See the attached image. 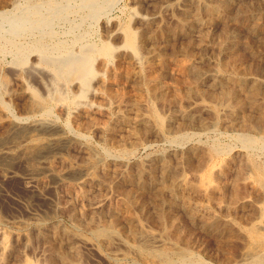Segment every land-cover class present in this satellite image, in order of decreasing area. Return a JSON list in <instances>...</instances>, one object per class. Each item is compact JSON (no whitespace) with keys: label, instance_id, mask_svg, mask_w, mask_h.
Returning a JSON list of instances; mask_svg holds the SVG:
<instances>
[{"label":"bare ground","instance_id":"bare-ground-1","mask_svg":"<svg viewBox=\"0 0 264 264\" xmlns=\"http://www.w3.org/2000/svg\"><path fill=\"white\" fill-rule=\"evenodd\" d=\"M71 1L74 2V0ZM115 1L82 0L78 1L80 3L78 8L81 11L84 10L87 16L98 18L105 13L107 15ZM186 1L191 2L190 5L188 4L190 7L186 6ZM249 1L251 2V0ZM60 2L62 3V0ZM61 3L57 0H43L42 3L39 1L36 3L33 0H24V2L23 0H0V57H5L6 54L11 55L12 68H14L17 82L20 83L23 94L27 95L28 103L26 105L27 115H25L27 117H19L7 122L5 120V117L8 116L6 110H9L10 104L5 99L3 100V96L13 92V89H8L10 86L7 81L8 76L12 73L9 75L6 73L8 78L4 74L0 75V145L14 144V148L0 149V164L6 167L7 171H4L2 175L0 186L8 177L12 178L13 175L19 173L14 172L15 170L12 171L14 168L11 170L9 166L14 159L18 161L20 158L25 159L28 164V172L24 169L27 172V178H25L27 179L25 184L27 190L32 193L36 192L41 197L47 198L48 190H53L57 184L70 179L67 186L68 199L63 206L59 204L60 198L57 203L51 196L49 199L51 202L48 206L45 205L47 207L42 217L33 216L32 220L30 218V221H26L28 216L22 223L25 232L23 231L21 236H17V233H20L17 232V235L12 236L11 239L8 234L10 231L7 234L2 232L5 227L0 231V264H86L84 262L85 253H88L90 258L110 262H120L133 256L139 264H143V262H149V264H203L202 259L190 248L189 244L191 243H183L181 221L176 217V211L180 209L196 224L213 233L216 238H220V236L222 238L225 234H229L231 239H234L233 237L237 234L242 238L241 252L236 249L240 255L238 254L239 257L234 262L230 261L232 264H264V159H260L257 155L258 150H264V101H261L264 92V79L258 74L252 75L253 71L245 72L237 66V63L230 64L227 60L225 62L223 59H219V53L229 55L236 50L240 41H245V36H241V34L243 35L241 30L249 32L255 37L263 32L264 9L251 7L250 10L241 0H175L174 4H167L162 7L163 9H160V12L170 14L171 17L170 24L165 25L162 22L165 26H159V28L161 27L159 34L163 36L178 34L181 37L187 36L188 40L182 47L175 44L180 47L178 50L177 46L175 47L174 43L170 42L169 44H172L177 51L174 49L176 52L173 53L171 50L172 53L168 54L165 51L167 47L164 50L165 47L159 45L163 37L160 36L161 40H156L157 31L153 29L156 26L151 24L159 22L158 15L161 18L162 14L149 17L137 15L136 22L140 23L138 29L133 27L132 23L123 26L115 25L110 31L108 29L109 38L100 43L99 40L98 43L89 41L85 37L89 33L85 28H83L84 32H87L85 35L79 32L81 34L73 35L70 37V41L58 40L52 27L54 18L56 16L65 18L68 13H72L71 9H74L68 2L67 5ZM231 5L236 9L230 8ZM175 6L177 12H174ZM75 11V15L78 14ZM156 11L158 10H155V14ZM147 14L149 13L147 12ZM67 20L65 19V21ZM110 23L112 24L113 21ZM151 25L154 31L151 30ZM71 27L73 28V25ZM71 27L69 25V28ZM110 28L112 27L110 26ZM212 30H216L215 33ZM216 33L217 38L212 47L219 51V53L217 52L218 57L214 59V64L212 62L213 65L207 67L205 63V67L201 64L204 62L200 61L201 57L198 54L199 51L210 48V41L215 38ZM61 34L63 36V33ZM114 34L122 38L120 46H115L109 41ZM249 39H251L250 36ZM177 41L176 43H178ZM248 41L246 45H248ZM249 42L252 44L251 41ZM179 43L181 44L180 41ZM172 45L169 46L170 49H172ZM168 51L170 50L168 49ZM244 51L240 49V52ZM205 55L206 53L204 57ZM256 55L255 57H257ZM230 56L232 55H229L228 59ZM236 59H234L235 62ZM259 59L264 60V52ZM246 66L244 65V67ZM259 67L261 66L259 65ZM37 73L45 74L44 92L34 86H29L25 81V78H28L25 75H33L34 78ZM169 76L173 79L172 83L170 80L167 82ZM206 81L210 84L209 90L202 88ZM128 83H133L135 95L132 94L133 90L128 92L131 95L122 90ZM12 88L16 90L17 86ZM129 88L126 87L127 90H130ZM191 94L197 96V101L194 98L195 101L186 106L185 98ZM159 100L162 103L170 102L169 106H173L175 102V108L170 109L174 108L173 112L169 113L170 110L167 111L168 113L161 112L156 106V102ZM247 107L251 108L252 112L247 113L246 111L249 109L245 110ZM55 108L60 109L68 126L71 122L72 126L77 128L75 130L70 128L69 131L66 125L68 132H61L59 127L57 129L54 121L57 119V115H54L56 116L54 120L50 118ZM194 109L207 111L211 114L207 123L208 129L206 128L208 131L218 130L221 119L224 120L223 117L230 126L242 127L243 130L235 137L240 143V153L236 151L235 155H237L233 154V157L232 154L230 156L233 149L231 147L209 144L211 142L208 144H205L207 142L196 143L187 147L188 150L183 155L180 154L181 157L177 156L185 164L195 159L194 162H190L193 167L190 175L188 172L191 167L185 173L179 166V160L174 164L169 153H157L156 150L157 154L151 157H147V154V158L137 159L139 156L136 158L137 147L145 139L143 137L142 140V136H140L139 126L142 129L146 128L144 131L151 130V133L160 140L169 142L171 145L183 146L191 140L193 133L177 132L179 130L176 129V131H171L174 130L171 128L174 127V121L180 118H182V126L188 124L189 119L193 120L197 114L193 112ZM97 114H104L107 120L100 121L101 118L100 116L98 118ZM38 115L39 118L36 117ZM102 119L104 118L102 117ZM116 124L128 127V132H123L127 135L123 136L124 140L119 143L122 145L116 150H106L105 148L99 150L88 142H83L88 135L80 132V129L89 127L114 131ZM178 124L181 125L180 122ZM127 127L124 128L127 129ZM118 129L120 130V128ZM144 131L141 135L147 133ZM75 145H78L79 152L83 154H81L83 159L80 161L73 160L69 157L71 153L68 155L67 152L71 146L76 147ZM77 152L75 151L76 154L79 153ZM55 161L60 163L62 168H58L56 166L58 163L55 165ZM41 171L49 173L54 181L56 180L54 185L50 183L48 185V182L46 185L42 179V184L44 183L45 186L40 187L41 183L37 174ZM234 173H236L235 176L242 175L244 183L249 187L244 186L248 189L245 191L248 192V195H242L241 193L244 191L241 193L237 191L239 194L235 192L230 200L228 197L231 196L227 194L229 191L231 192L229 194H232L238 183L240 185V181L237 182L236 179H233V181L225 182V180L228 175ZM72 180L75 182H69ZM126 184L129 185L128 188ZM114 186L118 190L113 189ZM90 190L93 192L98 190L102 194L91 199ZM113 190H116L115 194H113ZM58 191L56 192L58 193ZM148 193L153 196L152 201H155L153 203L156 211L152 217H155L159 223L156 225L159 226L158 230L149 228L150 225L146 223L147 226L144 221L149 216L145 211L146 202L150 204L149 199L144 200V196ZM26 195L23 197L26 198ZM85 202L89 203L88 206L86 205L87 207ZM247 204H253L256 210L255 216L250 221L248 219L249 224H238L228 216L229 214L227 216L223 214L222 210L224 209L228 211L241 206L244 208V205ZM59 214L66 217L67 223L54 220ZM148 214L150 213L148 212ZM182 228L184 227L182 226ZM197 233L199 234V232ZM234 233L237 234L233 236ZM29 235L43 239V242L46 243L45 250L40 252L39 256L29 255L27 252L29 247L27 242L31 240ZM19 239L21 244L16 247L13 245V241ZM31 242L33 243V241ZM233 243L236 245L235 240ZM15 244L17 243L15 242ZM234 248L232 249L234 250Z\"/></svg>","mask_w":264,"mask_h":264},{"label":"rangeland","instance_id":"rangeland-1","mask_svg":"<svg viewBox=\"0 0 264 264\" xmlns=\"http://www.w3.org/2000/svg\"><path fill=\"white\" fill-rule=\"evenodd\" d=\"M34 2H36V3H38V1L40 2V3H42L43 2V0L42 1H40V0H33ZM61 0H57V2H59V3H61L60 2ZM79 2L80 1H82V0H78ZM78 1L77 0H74V2L73 1H68V0H62V3L65 5H67V2H68V4L70 5V6H72V7H74V9H71V11H72V13H68L66 16H65V18H62V17H58L57 18V16L54 18V20H53V22H52V27H53V32H54V34L56 35V37H58V38H56V39H64V40H67V41H70V37H72L73 35L74 36H76V35H80L79 34V32H82V34H84L85 35V33H87V32H84V30L86 29H88L87 31L90 33V35H89V33H87L86 35H85V37L86 38H88V40L89 41H91V42H95V43H98V40H99V43L102 41V40H106V39H108L109 37H108V33H109V31H110V29H113V27H115V25L116 26H118V25H120V26H123V25H125V24H127V23H132V26L133 27H135V28H140L139 26V21L138 22H136L137 20H136V17H137V15H139V14H141V15H146V16H153V15H158V14H162V16H161V18H160V15H158V18H159V22H152L151 24L155 27V28H153V29H156V34H157V38H156V40H161L160 41V43H159V45L160 46H162L163 48H164V50L166 49V47H167V49L165 50L166 52H168V54H170L169 52H171L172 53V51H173V53L174 52H176L178 49H180V47H178V46H181L182 47V45H184V43L186 42V40H188L187 39V36H182L181 37V35H178V34H174V36L173 35H170V36H168V35H162V34H159V31H160V28L162 27V26H165V25H168V24H170V17H171V15L170 14H166V13H162V12H160V9L162 8V7H165L167 4H174L175 3V0H133V1H131V0H116L115 1V3H113V8L111 7L110 8V10H108V14L106 15V13L105 14H103V15H101V16H99L98 18L97 17H95V18H92V17H90V16H87L86 15V13H85V11L84 10H80L78 7H79V4L80 3H78ZM138 3H137V2ZM157 1V2H156ZM249 0H244V1H242L241 0V2H243L246 6H247V8H249L250 10L252 9V8H254V7H258V8H260V9H264V0H251V2L249 1ZM261 1H263V2H261ZM23 2H24V0H23ZM132 2V3H131ZM133 2H135V3H133ZM142 2V3H141ZM149 2H150V4H149ZM61 3V4H62ZM129 3H130V5H129ZM148 5H147V4ZM164 3V4H163ZM249 3H251V4H249ZM258 3V4H257ZM62 4V5H63ZM185 4H186V6H188V4L190 5L191 4V2L190 1H186L185 2ZM253 4V5H252ZM76 5V6H75ZM146 5V6H145ZM154 5H161V6H154ZM256 5V6H255ZM258 5V6H257ZM261 5V7H259ZM131 6H132V8H131ZM242 6H244V5H242ZM149 9H148V8ZM188 7H190V6H188ZM252 7V8H251ZM157 8V9H156ZM230 8H232V9H236L235 7L233 8V5H231L230 6ZM163 9V8H162ZM176 9H177V7L175 6V11L174 12H177L176 11ZM76 10V11H75ZM124 10V12L122 13V11ZM130 10V11H129ZM155 10H158V11H156V14H155ZM74 11L76 12V13H78V14H76L75 15V13H74ZM78 11V12H77ZM80 11V12H79ZM110 11V12H109ZM146 11V12H145ZM151 11V12H150ZM147 12L149 13V14H147ZM264 12V11H263ZM81 13V14H80ZM133 13V14H132ZM143 13V14H142ZM151 13V14H150ZM152 13H154V14H152ZM72 14V15H71ZM131 14V15H130ZM69 15V16H68ZM167 15V16H166ZM67 16H68V18H67ZM82 16H83V18H85V16H86V18L85 19H83L82 18ZM108 18H107V17ZM111 17V19H109L110 17ZM113 16V17H112ZM130 16H131V18H130ZM81 17V18H80ZM88 17V18H87ZM115 17H117V18H115ZM129 17V18H128ZM165 17V19H163ZM71 18V19H70ZM100 18H101V20H100ZM169 18V19H168ZM65 19L67 20V21H65ZM77 19V20H76ZM80 19H81V21H80ZM107 19H109L108 20V22H106L107 21ZM117 19V20H116ZM166 19H168V20H166ZM70 20V21H69ZM74 20V21H73ZM84 20V21H83ZM85 20H87V21H85ZM95 20V21H94ZM104 20V21H103ZM163 20V21H162ZM166 22H165V21ZM78 21V22H77ZM113 21V23L112 24H114V25H112L110 22H112ZM131 21V22H130ZM169 21V22H168ZM262 21L264 22V16H263V18H262ZM64 22V23H63ZM66 22V23H65ZM73 22H75V23H73ZM82 22V23H81ZM95 22H97V23H95ZM105 24H104V23ZM165 23V25L163 24V23ZM64 25H63V24ZM91 23H93V24H91ZM115 23H117V24H115ZM163 25H162V24ZM56 24V25H55ZM60 24H62V25H60ZM66 24V25H65ZM68 24V25H67ZM89 24H90V26H89ZM95 24V25H94ZM100 24V25H99ZM110 25L112 28H110V26L108 27L107 25ZM156 24V25H155ZM58 25V26H57ZM69 25H70V27L73 25V28H74V30H73V28L71 27V28H69ZM74 25H76V26H74ZM88 25V26H87ZM92 25V26H91ZM107 27L106 29H105V26ZM151 25V30H153L152 29V26ZM67 28H66V27ZM87 26V27H86ZM159 26H161L160 28H159ZM66 28V29H65ZM76 28V29H75ZM81 28V29H80ZM83 28H85V29H83ZM157 28H159L158 30H157ZM63 29V30H62ZM70 29V30H69ZM78 29V30H77ZM104 29H105V31H104ZM108 29H109V31H108ZM69 30V31H68ZM73 30V31H72ZM67 31H68V33H67ZM71 31V33L69 34V32ZM92 31V32H91ZM154 31V30H153ZM213 32L214 31H216V30H212ZM241 31H243V35L241 34V36H245L244 37V39H245V41L243 40V41H240V43L238 44V46H237V48H236V50H234V52H235V54H234V52L233 53H229V55H232V56H230L229 57V59H228V56L229 55H225L224 53H219V51L216 49V48H214V47H212V45H213V42L216 40V38H217V33H216V35H215V38L214 39H211V41H210V48H208V49H205V50H202V51H199V56L201 57L200 58V61H203L204 63H202L201 62V64H203V66H205L206 64V66L207 67H209V66H211V65H213L214 64V59L216 58L217 59V57H218V53H219V59H223V61H225V60H227L228 61V63H230V64H233V62L234 63H237L238 65V67H240V69H242V70H244L245 72H247V73H251V71H253L254 72V74H252V75H257L258 74V76H260L261 78H263L264 79V60H261V59H259L260 57H261V55H262V52H264V49H262V47L264 46V29L262 30L263 32H261L259 35H257L256 37L254 36V35H250V33L249 32H244V30H241ZM57 32V33H56ZM61 33H63V36H62V34ZM93 33V34H92ZM215 33V32H214ZM247 33V34H246ZM66 34V35H65ZM69 36H68V35ZM59 35V36H58ZM159 35V36H158ZM177 35V36H176ZM97 36V37H96ZM117 36V37H116ZM115 36V34L114 35H112L111 37H110V39H109V41L112 43V44H114L115 46H120L121 44H122V38L121 37H119L118 35H116ZM163 37V38H161V37ZM166 36V37H165ZM167 36H168V38H167ZM248 36V37H247ZM249 36H250V38L251 39H249ZM66 37V38H65ZM69 39H68V38ZM90 37V38H89ZM101 37V38H100ZM116 37V38H115ZM161 39H160V38ZM174 37V38H173ZM180 37V38H179ZM260 37V38H259ZM263 37V38H262ZM100 38V39H99ZM113 38H115V39H117V40H115V39H113ZM169 38H170V40H169ZM173 38V39H172ZM255 38V39H254ZM166 39V40H165ZM257 39H259L257 42H256V40ZM174 40V41H173ZM178 40V41H177ZM251 41L252 42V44L249 42V41ZM253 40V41H252ZM116 41H117V43H116ZM173 41V42H172ZM176 41L178 42V43H176ZM179 41L181 42V44L179 43ZM247 41H248V45H246V43H247ZM262 41V42H261ZM115 42V43H114ZM165 42V43H164ZM174 43L173 45H175V44H178V46L177 45H175V47L177 46V50L175 49V47L172 45V44H169V43ZM253 42H254V44H253ZM256 42V43H255ZM215 43V42H214ZM244 43V44H243ZM251 45H250V44ZM163 44V45H162ZM168 44V45H167ZM170 45H172V49H170ZM242 45H246V46H242ZM256 45V46H255ZM170 46V47H169ZM242 46V47H241ZM262 46V47H261ZM240 47V48H239ZM245 47V48H244ZM250 47H254V48H250ZM258 47H260V48H258ZM212 48V49H211ZM255 48H257V49H255ZM168 49L170 50V51H168ZM176 51H175V50ZM216 49V50H215ZM240 49H241V51H244V52H240ZM244 49V50H243ZM247 49V50H246ZM249 49H254V51H252V50H249ZM261 49V50H260ZM172 50V51H171ZM214 50V51H213ZM257 50H258V52H257ZM263 50V51H262ZM208 51V52H207ZM212 51V52H211ZM216 51V52H215ZM237 51H239V52H237ZM257 53H256V52ZM196 52H197V50H196ZM202 53V55H201V53ZM218 52V53H217ZM253 52H255L254 54H253ZM206 53V55H205V57H204V54ZM210 53V54H209ZM213 53H214V55H213ZM239 53V54H238ZM243 53V55L241 56V54ZM249 54V55H247V54ZM238 54V55H237ZM246 56H245V55ZM220 55H224L223 57H221ZM255 55L257 56V57H255ZM213 56H215V57H213ZM225 56H227V57H225ZM3 59H2V58ZM0 57V65H1V67H0V75L1 76H3V74H4V76L5 77H7L10 73H12V74H10V76H8L9 77V79H10V81H9V79H7V81H8V85L10 86H8L9 88V90H12L13 92H12V94H5V96H3V100L5 99V101L8 103V104H10L9 106H10V108H9V110L7 111L6 110V114L8 115V116H6L5 117V120L7 121V122H9V121H12V120H15V119H18L19 117H27V116H25V115H27V108H26V105H28V103H27V98H26V96L27 95H25V94H23V90H22V88H21V85H20V83L19 82H17V79H16V76H15V73H14V68H12V64H11V62H10V60H11V55H9V54H6V56L4 57V56H1ZM239 57V58H238ZM247 57V58H246ZM206 58V59H205ZM226 58V59H225ZM236 58H238V59H236ZM243 58H244V60H243ZM246 58V59H245ZM254 58V59H253ZM5 59V60H4ZM230 59H233V60H230ZM234 59H236L237 61L235 62V60ZM248 59H249V61H248ZM255 59H257V60H255ZM213 60V61H212ZM243 60V61H242ZM227 61H225V62H227ZM232 61V62H231ZM239 61H240V63H239ZM253 61V62H252ZM255 61V62H254ZM3 62V63H2ZM212 62H213V64H212ZM241 62H244V63H241ZM252 62V63H251ZM257 62V63H256ZM7 63H8V65H7ZM10 63V64H9ZM206 63V64H205ZM209 64V65H208ZM243 64V65H242ZM246 64H247V66H246ZM261 66V67H259V65ZM7 65V66H6ZM10 65V66H9ZM244 65L246 66V67H244ZM258 65V66H257ZM205 66V67H206ZM243 66V67H242ZM250 68H249V67ZM10 67V68H9ZM258 68V69H257ZM3 69H6V70H3ZM259 71V73H258V71ZM3 70V71H2ZM13 70V71H12ZM262 70V71H261ZM5 71V73H3ZM9 71V72H8ZM249 71V72H248ZM252 72V73H253ZM8 75H7V74ZM256 73V74H255ZM43 75V76H41V75ZM32 75V74H31ZM169 75H171V74H169ZM0 76V77H1ZM33 76V75H32ZM32 76H30V75H25V77H28V78H25V81H27L26 83L29 85V86H31V87H35V88H37V89H41V90H39V91H43L44 92V84L46 83L45 82V80H46V78H45V74H43V73H37L36 74V76H35V74H34V78L32 77ZM7 77V78H8ZM32 77V78H31ZM14 79V81H13V79ZM30 78V79H29ZM43 78V79H42ZM45 78V79H44ZM171 78V76H169V78L167 79L168 81L167 82H169V80H170V83H172L173 82V79L171 80L170 79ZM11 84H10V83ZM14 82V83H13ZM37 82H40V83H38L37 84ZM19 83V84H18ZM18 84V85H17ZM31 84V85H30ZM132 87H131V86ZM209 82L207 83V81H206V83L204 82V84L202 85V88L204 89V90H209L208 88H210L209 87ZM16 87L17 86V88H15L16 90H18V91H16V90H14V88H12V87ZM41 87V88H40ZM126 87H127V89L129 88L130 90H127L126 89ZM126 87L124 88V89H122V90H125V93H126V91H127V93L128 92H130L131 90H133L134 88H133V83L132 84H127L126 85ZM11 88V89H10ZM132 88V89H131ZM14 91H16V92H14ZM263 91H264V88H263ZM20 93V94H19ZM126 93V94H127ZM134 93V94H133ZM130 93H128V95H129ZM132 94L133 95H135V92H134V90L132 91ZM15 95V96H14ZM24 95V96H23ZM131 95V94H130ZM194 94H191V96H188L187 98H185V103H186V106H188L190 103H193L195 100L197 101V96L196 95H194ZM264 92L262 93V100L261 101H264ZM193 96V97H192ZM22 97V98H21ZM189 97H190V99H192V100H190L189 99ZM21 98V99H20ZM194 98H196L195 100H194ZM188 99V100H187ZM188 101V102H187ZM192 101V102H191ZM172 102V101H171ZM16 103V104H15ZM170 103V102H169ZM169 103H167V102H165V103H162V101L161 100H159V101H157L156 102V106H157V108L161 111V112H163V113H168L167 111L168 110H170L172 107H174L175 108V102L173 103V106L172 105H170L169 106ZM166 104V105H165ZM171 104V103H170ZM25 106V107H24ZM168 106V107H167ZM18 107V108H17ZM21 107V108H20ZM167 107V108H166ZM13 108V109H12ZM174 108H173V110H174ZM249 107H247L245 110H247ZM162 109V110H161ZM16 110V111H15ZM173 110H170L169 111V113L170 112H173ZM195 110V111H194ZM193 110V112L194 113H197V114H195V118L192 120V119H189L188 121H190V122H188V124H186L185 126L183 125L182 126V118H180V119H178V120H175L174 121V123H173V128H171V129H174V130H171V131H176V130H179V131H177V132H189V133H193L192 134V138H191V140L188 142V143H186V145H171V144H169V142H165L164 140H160V139H158V138H156L155 136H154V134L153 133H151L152 131L151 130H148V131H144V129H146V128H143L142 129V127L141 126H139L140 127V130H141V132H140V136H142V140L144 139V141H143V143L142 144H140V145H138V147H137V150H136V152L137 153H135V156H136V158L137 159H142V157H143V159L144 158H147V157H151L152 155H155V154H157V153H159V152H164L165 154L167 153H169L168 155H170L171 156V158H172V160L174 161L173 163L174 164H176L177 163V160H179V166H180V168H181V170H184V172L185 173H187V171H188V169H189V172H188V174L190 173V172H192L191 171V169H193V167H192V164H190V162L192 163V162H194L195 161V159L193 160H191L189 163H182L181 161H180V157L184 154V152H186L187 150H188V148L190 147V146H192V145H194V144H196V143H204V142H207V143H205V144H208L209 142H211V143H209V144H220V145H222V146H224V147H226V148H228V147H231V149H232V151L234 152H232L231 151V153H230V156H231V154H232V156H233V154H234V156H236L235 155V153H236V151H237V153L239 152L240 153V149H241V147H240V143L238 142V140L235 138V137H237V135L236 134H238L239 132H241L242 130H243V128L242 127H237V126H230L226 121H225V118L223 117V121H222V119H221V123H220V125H219V127H218V130H216V131H208L207 129H208V126H207V123H208V121H209V119L211 118V114L209 113V112H207V111H197L198 109H194ZM252 112V110H251V108H249L246 112L248 113V112ZM56 112V113H55ZM249 112V113H250ZM11 113V114H10ZM9 114H10V116H9ZM57 115V119H55V117L56 116H54V115ZM62 115V116H61ZM104 115V114H103ZM103 115H99V114H97V117L99 118V116H100V118H101V120L100 121H105V120H107V117H106V119H105V115L103 116ZM104 118V119H102V117ZM210 116V117H209ZM10 119H8V118ZM36 117H40L39 115L38 116H36ZM7 118V119H6ZM12 118V119H11ZM34 118V117H33ZM50 118H51V120H54L55 121V123H56V126H57V129H58V127H59V129H60V131L61 132H66L67 131V127H66V125L68 126V123L66 122V119L64 118V116H63V114L61 113V111H60V109H58V108H55L54 109V113H53V115L52 116H50ZM202 118V119H201ZM65 120V121H64ZM58 121V122H57ZM201 123H200V122ZM178 122H180V124L181 125H179L178 124ZM192 122V123H191ZM196 122V123H195ZM59 124V125H58ZM177 124V125H176ZM73 124L70 122V125L68 126V129H69V131H70V128L72 129V130H75L77 127H73L72 126ZM120 126H118V124H116L115 126H114V131L112 130V129H109V130H106V131H103V130H100V129H93V128H89V127H85V128H83V129H80V132H82V133H84V134H86V135H88V137L87 138H85L84 140H83V142H88V144H90V145H93V147H96V148H98L99 150H102L103 148H105L106 150H116L117 148H119L122 144H119V143H122V141L124 140V138L125 137H123V136H125V135H127V134H123V132H128V127L127 126H124V125H121V124H119ZM172 125V124H171ZM178 125H179V127H178ZM207 126V127H205V126ZM117 126H118V128H120V130L117 128ZM64 127V128H63ZM124 127H127V129H125ZM183 128H185V129H183ZM207 128V129H206ZM121 129H122V131H121ZM176 129V130H175ZM225 129V130H224ZM88 130V131H87ZM96 130H98V131H96ZM143 131L144 132H147V133H145V134H142L141 135V133H143ZM205 131V132H204ZM235 131V132H234ZM68 132V131H67ZM104 133V134H103ZM148 133H150V134H148ZM206 133V134H205ZM153 134V135H152ZM90 135V136H89ZM111 135H113V136H111ZM143 135H145V136H143ZM218 135V136H217ZM234 137H233V136ZM144 137V138H143ZM147 137V138H146ZM150 137V138H149ZM154 137V138H153ZM199 137V138H198ZM201 137V138H200ZM222 137V138H221ZM152 138V139H151ZM217 138V139H216ZM219 139V140H218ZM156 140V141H155ZM199 140V141H198ZM117 141V142H116ZM119 141V142H118ZM202 141V142H201ZM213 141H215V142H213ZM91 142V143H90ZM116 142V143H115ZM238 142V143H237ZM98 143V144H97ZM192 143V144H191ZM12 144V143H11ZM10 143L8 144V145H0V149H2V148H5V147H10V148H14V144H12L11 145ZM111 144V145H110ZM167 146H166V145ZM235 144V145H234ZM100 147H99V146ZM142 145V146H141ZM150 145V146H149ZM76 147H74V146H71L70 147V149L67 151L68 152V155H69V153H71L70 155H69V157H71L73 160H75L76 159V161H80V159L82 160L83 159V154L81 153V152H79L80 151V149H79V147H78V145H75ZM98 146V147H97ZM148 146V147H147ZM174 146V147H173ZM188 147V148H187ZM240 147V148H239ZM139 148V149H138ZM144 148V149H143ZM75 149V150H74ZM160 149V150H159ZM165 150V151H163V150ZM77 150H78V152H77ZM149 150V151H148ZM155 150V151H154ZM156 150H157V153H156ZM75 151L78 153V154H76L75 153ZM168 151V152H167ZM151 152H153V153H151ZM176 152V153H175ZM183 152V153H182ZM257 155L259 156V158L260 159H264V150H258L257 151ZM259 153H261V154H259ZM82 154V155H81ZM147 154H148V156H147ZM151 154V155H150ZM180 154H182V155H180ZM73 155V156H72ZM77 155H79V156H77ZM178 155H180V157H177ZM80 156H82V157H80ZM147 156V157H146ZM233 156V157H234ZM76 157V158H75ZM15 164H14V163ZM11 164H10V166H9V168L12 170L13 168V170L12 171H14V172H19L17 175H13V177L12 178H10V177H8V178H10V179H6L5 181H4V183H2L1 184V186H0V231H2V229L4 230V231H2V232H5L6 234L10 231V233H8L9 234V236H10V238L12 239V236H14V235H17V236H21L24 232H25V227L23 226V222L27 219V217H28V220H26V221H30V220H32V218H33V216L34 217H42L43 215H44V211H45V209H46V207L49 205V203L51 202H49V199H50V197L51 196H53L52 198L54 199V201L56 200L57 201V203H58V201L60 200V203L59 204H62V206H63V204H65V202H66V200L68 199V188H67V186H68V180H70V179H67V180H65L63 183H60V184H57L56 185V187H53V190L51 191V190H48V192H47V194H49L48 196H47V198H44V197H41L38 193H32V192H30V191H28L27 190V188H26V186H25V184H26V180L27 179H25V178H27V175H26V173L28 172V169H27V167H28V164L26 163V161H25V159H18V161H17V159L15 160L14 159V161H13ZM22 162V163H21ZM56 163H58L57 161H55V165H56ZM134 164V163H133ZM185 164V165H184ZM1 166H0V180L2 179V175L4 174V171L5 172H7L6 171V167H4V166H2V164H0ZM183 165V166H182ZM58 168L60 167V168H62L61 167V164L60 163H58L57 165H56ZM17 167H19V168H17ZM188 167V168H187ZM17 169H19V170H17ZM24 169H26L27 170V172L24 170ZM186 170V171H185ZM21 171H22V173H21ZM236 172V171H235ZM47 172H43L42 173V171L41 172H39V174H37V176H38V178L40 179V183H41V185H40V187H42V185L43 186H45V184L44 183H46V185H47V182H48V185H50V184H52V185H54V183H55V181H54V178L48 173V174H46ZM20 174H23V175H20ZM41 174V175H40ZM191 174V173H190ZM189 174V175H190ZM235 174L236 173H234V174H232V175H228V177H227V179L225 180V182H230V181H233V179H236L237 180V182H239L240 181V185H239V183H238V185H237V188L235 189V191H233L232 192V194H229V193H231L230 191H229V193L227 194L228 196H231V197H228L230 200H231V198H232V195H235V192H236V194H239V192L241 193V192H245V191H248V189H246V188H249L248 187V185L247 184H245L244 183V181H243V179H242V175L240 174H237L236 176H235ZM26 175V176H25ZM46 175H48V176H46ZM240 176V178H239V176ZM21 176H23V177H21ZM51 176V177H50ZM20 177V178H19ZM51 179H50V178ZM230 177H232V178H230ZM22 178H24L25 179V181H24V179H22ZM45 178V179H44ZM228 178H230L229 180H228ZM43 179V181H45L43 184H42V182L43 181H41ZM239 179V180H238ZM17 180V181H16ZM241 180H242V182H241ZM69 182H75L74 180H72V181H69ZM6 183V184H5ZM13 183V184H12ZM50 183V184H49ZM64 184V185H63ZM66 185V186H65ZM16 186V187H15ZM18 186H20V187H18ZM129 187V185L128 184H126V187ZM241 187L240 188V190H239V188L238 187ZM244 186L246 187V188H244ZM3 187V188H2ZM65 187V188H64ZM127 187V188H128ZM19 188V189H18ZM113 189H116L115 188V186L113 187ZM59 190V191H58ZM64 190H66V191H64ZM116 190H118V189H116ZM116 190H113L114 192H113V194H115L116 193ZM51 191V192H50ZM56 191H58V193L56 192ZM64 191V192H63ZM237 191H239L238 193H237ZM61 192V194H59ZM119 192V191H118ZM241 193L242 195H248V192H245V193ZM26 193H27V195H26ZM55 193V194H54ZM5 194V195H4ZM7 194V195H6ZM36 196H35V195ZM59 194V195H58ZM97 194V195H96ZM100 194H102V192L101 191H98V190H96V191H94L93 192V190H90L89 191V196L91 197V199H93V198H96V197H98ZM8 195H10V196H8ZM27 196L26 198H24L23 196ZM29 195V196H28ZM30 195H32V196H30ZM242 195H240V197H243ZM58 196V197H57ZM89 196H88V199H89ZM23 197V198H22ZM30 197H33V198H29ZM62 197V198H61ZM146 197V198H145ZM42 198V199H41ZM60 198V199H59ZM151 198V199H150ZM11 199V200H10ZM27 199H29V201H27ZM48 199V200H47ZM59 199V200H58ZM88 199L86 200L87 202H88ZM149 199V200H148ZM228 199V200H229ZM254 199H256L255 197H254ZM7 200V201H6ZM37 201V202H35L34 203V201ZM61 200H63V201H61ZM144 200H148L149 201V203L150 204H148V202H146L147 204H145V211H146V214L147 215H149L148 217H147V219L146 220H144L145 221V224L146 223H148V225H150V226H148L147 224V226L149 227V228H152V229H155V230H158V228H159V226H156L157 225V221H156V219H155V217L153 218L152 216H154L155 215V211H156V208H155V204L153 203V202H155V201H152L153 200V196L150 194V193H148V195L146 194L145 196H144ZM229 200V201H230ZM13 201V202H12ZM55 201V202H56ZM87 202H85V206L87 205H89V203H87ZM16 203H18V204H16ZM28 203V204H27ZM45 203V204H44ZM9 204L11 205L12 204V206H9ZM26 204V205H25ZM38 204V205H37ZM43 204V205H42ZM251 204V203H250ZM250 204H247V205H244V208L241 206V207H238V208H232V210H226V209H224V210H222L223 211V214L224 215H228V216H230L231 218H233L235 221H237V223L238 224H249L250 222V220H251V218H253V216H255V214H256V210H255V207H253V204L252 205H250ZM28 205V206H27ZM45 205H47V206H45ZM14 206V207H13ZM32 206V207H31ZM43 206V207H42ZM45 206V207H44ZM86 206V207H87ZM148 206V207H147ZM150 206V207H149ZM154 206V207H153ZM251 206V207H250ZM4 207V208H3ZM11 207V208H10ZM16 207V208H15ZM18 207V208H17ZM29 207V208H28ZM153 207V208H152ZM250 207V208H249ZM3 208V209H2ZM14 210H13V209ZM26 208V209H25ZM40 208V209H39ZM147 208V209H146ZM18 209V210H17ZM33 209H35V210H33ZM250 209V210H249ZM30 210V211H29ZM237 210V211H236ZM248 210V211H247ZM252 210V211H251ZM5 211H6V213H5ZM182 210L180 209V210H177L176 211V217L177 218H179L180 219V221H181V223H180V225H181V229H182V235H183V237H184V241H183V243L184 244H189V243H191V244H189L190 245V248L194 251V253L198 256V257H200L201 259H202V262H203V264H232L231 262H234V260H236L238 257H239V255H240V252H241V245L243 244L242 243V238L241 237H238V234L237 233H234L233 234V236H235L236 234H237V236H235V237H233L234 239H231V236H229V234H225V236L224 237H222L221 238V236H220V238L218 239V238H216V236L213 234V233H211V232H209L208 230H206L204 227H201L199 224H196L195 222H194V220L193 219H191L190 217H187L186 216V214H184L183 213V211L181 212ZM222 211H221V213H222ZM243 211V212H242ZM250 211V212H249ZM28 212V213H27ZM37 212V213H36ZM41 212V214H39ZM148 212L150 213V214H148ZM226 212V213H225ZM235 212V213H234ZM252 212V213H251ZM3 213V214H2ZM37 214V215H35V214ZM152 213V214H151ZM183 213V214H182ZM238 213V214H237ZM249 213V214H248ZM254 213V214H253ZM43 214V215H42ZM236 214V215H235ZM32 215V216H31ZM177 215H179V216H177ZM61 216V217H60ZM64 217V218H63ZM242 217V218H241ZM31 218V219H30ZM184 218H185V220H184ZM18 219V220H17ZM30 219V220H29ZM61 219H63V220H61ZM188 219V220H187ZM244 219V220H243ZM247 219V220H246ZM248 219H249V221H248ZM7 220V221H6ZM21 220V221H20ZM55 221H62V223H67V219H66V217L65 216H63L62 214H59L58 215V217L57 218H55L54 219ZM147 220H148V222H147ZM152 221V223H149L150 221ZM155 220V221H154ZM20 221V222H19ZM15 222V223H14ZM186 222V223H185ZM246 222V223H245ZM6 223V224H5ZM20 223V224H19ZM154 223V224H153ZM158 225H159V223H158ZM20 228H19V227ZM182 226L184 227V228H182ZM192 226V227H191ZM24 227V228H23ZM154 227V228H153ZM193 227H195V228H193ZM192 228V229H191ZM8 229V230H7ZM22 229V230H21ZM195 229V230H194ZM199 229H200V231H199ZM7 232H6V231ZM17 230V231H16ZM19 230V231H18ZM187 230H188V232H187ZM193 230V231H192ZM24 231V232H23ZM190 231V232H189ZM202 231V232H201ZM13 232H14V234H13ZM17 232H20V233H17ZM22 232V233H21ZM188 234H187V233ZM197 232H199V234L197 233ZM17 233V234H16ZM186 233V234H185ZM191 233V234H190ZM206 233V234H205ZM185 234V235H184ZM205 234V235H204ZM187 235V236H186ZM189 235V236H188ZM198 235V236H197ZM29 236H31V237H29V239H31L29 242H27V243H29L28 244V248H27V252L29 253V255H33V256H35V254L36 255H40V252L42 253V251H44L45 250V247H46V243H45V241L43 242V239H38V238H35V236L34 235H29ZM202 236V237H201ZM205 236V237H204ZM192 237V238H191ZM196 237H198L197 239H196ZM33 238V239H32ZM207 238V239H206ZM226 238V239H225ZM227 238H229V239H227ZM239 238V240H237ZM36 239H38V240H36ZM187 239V240H186ZM35 240V241H34ZM233 240V241H232ZM234 240H235V243H236V245L233 243L234 242ZM31 241H33V243L31 242ZM201 241V242H200ZM240 241V242H239ZM14 243H13V245H15L16 247H18L19 246V244H21V242H20V239L19 240H14L13 241ZM15 242L17 243V244H15ZM226 242H229V243H226ZM237 243H238V245H237ZM42 244V245H41ZM216 244V245H215ZM233 244L235 245L234 247H233ZM221 245H226V246H228L227 248H226V246L224 247V246H221ZM231 245V246H230ZM31 246V247H30ZM200 246V247H199ZM231 247V248H230ZM239 247V248H238ZM226 248V249H225ZM232 248H234V250H236V249H238V250H236V251H234ZM33 249V250H32ZM229 249V250H228ZM15 252H16V250H14ZM30 251V252H29ZM38 251V252H37ZM234 251V253H232ZM236 252H238V253H236ZM213 253V254H212ZM200 254V255H199ZM232 254V255H231ZM234 254V255H233ZM239 254V255H238ZM238 255V256H237ZM226 256V257H225ZM236 256V257H235ZM86 257V258H85ZM132 258V259H131ZM234 258V259H233ZM84 262L86 263V264H139L138 263V261L136 260V258H134L133 256L132 257H129V258H125V259H123V260H121L120 262H117V261H114V262H110V261H105V260H99V259H93V258H90V255L88 254V253H85V256H84ZM128 259V260H127ZM130 259V260H129ZM96 260V261H95ZM125 260V261H124ZM127 260V261H126ZM231 261V262H230ZM99 262V263H98ZM127 262V263H126ZM133 262V263H132ZM229 262V263H228ZM10 264V263H9ZM143 264H149V262H143ZM151 264V263H150Z\"/></svg>","mask_w":264,"mask_h":264}]
</instances>
